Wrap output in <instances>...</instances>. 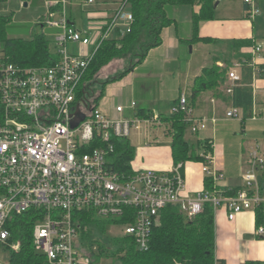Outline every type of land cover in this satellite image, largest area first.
I'll use <instances>...</instances> for the list:
<instances>
[{"label":"built area","instance_id":"1","mask_svg":"<svg viewBox=\"0 0 264 264\" xmlns=\"http://www.w3.org/2000/svg\"><path fill=\"white\" fill-rule=\"evenodd\" d=\"M60 3L64 19L53 20L54 14L48 12L43 22L60 30L55 38L57 61L52 66L22 67L6 62L0 53V246L18 250L19 242H8L11 234L7 224L12 216L30 210L39 215L33 230L35 249L50 264H85L89 257L79 249L82 227L74 218L79 212L107 220L126 218L125 223L113 226L120 227L121 235L130 236L140 250L148 249L159 215L169 206L177 207L187 219L203 213L205 205L214 211L225 208L230 221L244 211L261 208L263 220L256 234L264 236V183L259 179L264 153L259 146L252 148L242 163L244 186L232 196L207 190L189 192L185 177L188 162L167 171L131 165L128 174L111 165L112 145L92 148L97 139H129L134 130L160 124L162 118L153 114L111 120L99 108L93 110L77 102L78 87L100 41L130 32L134 19L130 11L123 12L127 7L121 4L110 16L91 17L87 29L79 31L68 19L66 0ZM244 3L248 18L254 20L258 15L254 0ZM250 55L229 67L219 63L227 69L223 83L227 95L233 96L244 70L252 69L253 78L264 72V45L255 44ZM79 111L85 119L73 129L72 121ZM123 111L124 107H117V112ZM174 114H183L193 134L217 121L215 117L196 116L185 94L174 104ZM241 117L239 107L226 112L228 119ZM256 117L252 113L251 118ZM206 158L207 163L201 162L202 172L215 181L221 179L210 169L213 158Z\"/></svg>","mask_w":264,"mask_h":264},{"label":"trees","instance_id":"2","mask_svg":"<svg viewBox=\"0 0 264 264\" xmlns=\"http://www.w3.org/2000/svg\"><path fill=\"white\" fill-rule=\"evenodd\" d=\"M9 0H0V5ZM32 1V0H22ZM223 0H120L133 15L130 32L116 33L112 37L100 41L93 57L80 82L77 102L96 110L104 96L108 84L119 81L142 64L152 49L162 45V32L178 20H187L191 27L190 44L205 43L218 44V40L201 37L199 30L202 22L216 19V7ZM13 19V13H0V53L6 62L22 67L52 66L57 57L50 47V42L44 34H38L30 40L8 38L6 28ZM253 39L233 40L228 49L235 60L245 58L240 51L250 48ZM117 60H123L127 67L113 77L101 79L100 74L107 66ZM203 69L200 76L194 80L190 104L202 92L216 91L223 86L227 69H220L216 63ZM246 75L242 83L250 82L252 69L245 70ZM260 75H264L262 72ZM101 88L97 89L96 86ZM241 95V97H240ZM235 106L249 111L252 106L251 91L248 87H237L234 91ZM189 99V97H188ZM242 101H239V100ZM2 111L0 99V113ZM171 124V149L174 165L186 162L207 163V156L211 155V148L207 142L200 143L204 148L203 154L185 139L187 123L183 114L170 115L164 118ZM113 146L114 151L109 160L116 171L131 174L130 163L135 157L136 149L129 139L112 137L109 142L98 139L92 143V148ZM215 180L205 177V190L215 191ZM238 190H229L226 196L235 195ZM39 215L36 210H30L22 215L10 218L7 228L10 231L9 243L19 242L18 250H9L8 264H50L46 256L35 249L33 230ZM74 218L81 223L80 244L87 252L94 245L98 246L99 256H108L113 251L122 264H215V222L214 210L205 205L203 213L193 219H187L177 207L169 206L163 209L155 224L147 250H140L130 236H113L110 228L126 222V218L119 220L100 219L91 212H79ZM257 227L263 220L262 209L256 212ZM258 238H263L258 237ZM253 264V263H248Z\"/></svg>","mask_w":264,"mask_h":264},{"label":"crops","instance_id":"3","mask_svg":"<svg viewBox=\"0 0 264 264\" xmlns=\"http://www.w3.org/2000/svg\"><path fill=\"white\" fill-rule=\"evenodd\" d=\"M20 1L24 3V7H31L32 12H54L55 15L62 12L63 9V5L60 3L62 0H32L26 2L15 0V3L19 4ZM225 1L231 2L232 0ZM240 1L242 2L241 11L237 12H241V17H227L229 15H219L217 17L216 14L215 20L200 24V36L217 39L219 43H195L192 44V52L196 48L200 52L205 46H218L220 41L223 42L221 46L226 48L233 40L253 39L254 42L256 41L251 26L246 22L251 20L246 14L247 5L244 0ZM85 3L94 5L96 1L93 0V3H89L88 0H78L76 9L81 10L82 4ZM113 3L116 7L121 5L120 0H113ZM219 6L220 3L216 7V12L219 11ZM70 12H72V8ZM113 13L114 11L109 7L89 10L90 17L95 18H104ZM69 20L72 26L77 27L74 18L70 16ZM43 22L42 17L38 21L42 28L45 26ZM94 22L98 21L94 20ZM190 37V23L187 20H178L172 26L163 30L162 45L152 49L142 64L122 78V81H115L106 86L107 88L122 82L120 88L111 90L110 94L113 99L105 101L102 108L99 106V109L108 118H114L115 116H120L122 119H130L135 116L148 118L153 114H158L162 118L161 122H164L163 125L167 126L166 130H158L154 134L151 133L154 126L147 127L144 125L139 131H133H136V143H131L135 147L136 153L130 166L132 165L135 169L167 171L174 165L171 149V124L163 119L170 117L171 110L181 94H185L191 100L195 78L201 75L204 68L209 67L206 57L210 55V52H205L204 63L202 62L195 68L192 62L185 72L180 68V56L189 43ZM255 44L258 43H254L253 46ZM253 46L240 51L242 55H246L242 60L250 58ZM233 60V62L238 61ZM219 63L224 64L218 60L216 65H219ZM219 68L224 69L220 66ZM244 75H246L245 70L242 72V77ZM242 82H244L243 78ZM242 82L238 87L246 86L251 91L252 106L249 111L239 107L242 110V117L235 120L228 119L226 118V112L235 106L234 94L233 96L227 95L224 92V86H220L216 91L202 92L192 103L196 116L209 119L215 117L217 121L215 123L209 122L207 128L197 134L189 131L192 136L191 139H187L185 133V139L194 146L199 154L204 152V148L200 143L206 141L210 145L212 152L210 156L213 158L210 169L212 173L221 176V179L216 180L214 183V192L220 194H224L229 190L239 191L243 189L242 163L255 146H259L264 153V75H257L254 78L251 75L250 82ZM133 103L135 104L134 107H132ZM120 106L124 107L122 113L117 112V107ZM160 108H164V110L168 108L167 115L164 116ZM252 113L256 114L255 119L251 118ZM163 125L161 124L160 127ZM201 133L205 134L199 137L198 134ZM185 177L189 192L197 193L205 190L206 175L202 172L201 162L186 163ZM259 179L264 183V171L259 172ZM214 222L217 261L224 264H264V239L258 238L256 234V212L244 211L230 221L228 211L221 208L214 211Z\"/></svg>","mask_w":264,"mask_h":264},{"label":"rangeland","instance_id":"4","mask_svg":"<svg viewBox=\"0 0 264 264\" xmlns=\"http://www.w3.org/2000/svg\"><path fill=\"white\" fill-rule=\"evenodd\" d=\"M96 3L94 5H89L87 3L82 4V9L77 10L76 6L78 5V0H66V12L68 19H70V16L74 18L76 22L75 27L79 31H85L87 29V25H89L90 21V14L89 10L92 9H98L101 7H109L114 12H116L119 7L114 6L113 0H95ZM255 7L258 10V15L255 17L254 21H246L248 25L251 26L252 34L254 32V37L256 38L255 43L263 44L264 45V0H254ZM242 2L240 0H232L231 2H226L225 0L220 2L219 11L216 12L217 17L219 15H229L227 17H241V11ZM72 8V12H70ZM228 8V10H226ZM233 8V9H232ZM14 11V12H13ZM129 11V8H125L123 12ZM0 13L1 14H9L13 13V19L8 24L6 28V33L8 38H20L25 40H30L34 36L38 34H44L47 40L50 42V47L54 51L55 50V37L57 33H60L59 29L53 28L47 24H44V28L41 27V24L38 23L39 20L43 17H48V12H32L31 7H24V3H15V0H9L8 2L0 5ZM54 14V12H52ZM53 20L61 21L64 19V16L62 13H57L53 16ZM91 22V21H90ZM223 44L222 41H220V44L218 46L215 45H209L205 46L200 52L199 49L196 48L193 52V45L187 44L185 47V50L182 52L180 56V68L183 69L182 71L185 72L186 69L189 68L191 63L193 62V66L196 68L197 65H200L202 62H205L204 53H209L206 58L208 59L209 66L213 63V59L215 57H218L220 59V62L224 63L225 67L232 64L233 55L229 51L228 48L225 46H221ZM127 63H125L123 60H117L113 62L111 65L104 68V70L101 72L100 77L102 80L113 77L117 73L121 72L127 67ZM219 67V65H217ZM126 80V79H125ZM122 81V80H121ZM117 82H120L117 81ZM125 83L127 81H124ZM112 84V83H110ZM109 84V85H110ZM119 84V85H118ZM124 84V83H123ZM122 86L121 83H117L116 85H111V87L105 88L104 96L102 100L100 101L99 106L102 108L103 104L107 100L113 99L111 97V90H117ZM97 89H100L101 86L97 85ZM112 103V102H111ZM115 107V106H114ZM168 108H160V111L163 112V115H167ZM111 120H121L122 118L120 116H115L114 118H110ZM166 122V121H165ZM164 122H161L160 124L154 125L152 128L151 133H157L158 130L164 131L166 130V125H163ZM163 125L160 127V125ZM157 126V127H156ZM189 128L186 129V137L187 139H191L192 136L189 132ZM206 132V131H205ZM136 131L131 133L129 140L132 143H136ZM205 134V133H204ZM203 133L198 134L199 137L204 135ZM198 137V136H197ZM109 233L113 236H122L121 235V228L118 226H112L109 230ZM79 243V242H78ZM82 252H86L89 257L85 259V264L87 263H93V264H122L120 259L113 251H109L108 256L102 257L98 254V246L94 245L92 247V250L90 252H87L84 250V248H79ZM9 260V250L2 248L0 250V263L1 264H8ZM84 262V261H83Z\"/></svg>","mask_w":264,"mask_h":264},{"label":"water","instance_id":"5","mask_svg":"<svg viewBox=\"0 0 264 264\" xmlns=\"http://www.w3.org/2000/svg\"><path fill=\"white\" fill-rule=\"evenodd\" d=\"M85 119V114L79 111L76 115V118L72 121V128L78 127V125ZM1 264V263H0Z\"/></svg>","mask_w":264,"mask_h":264}]
</instances>
